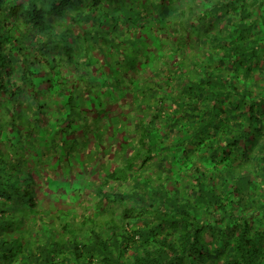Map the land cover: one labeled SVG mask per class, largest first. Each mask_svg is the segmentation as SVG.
<instances>
[{"label":"trees","instance_id":"1","mask_svg":"<svg viewBox=\"0 0 264 264\" xmlns=\"http://www.w3.org/2000/svg\"><path fill=\"white\" fill-rule=\"evenodd\" d=\"M0 264H264V0H0Z\"/></svg>","mask_w":264,"mask_h":264},{"label":"rangeland","instance_id":"2","mask_svg":"<svg viewBox=\"0 0 264 264\" xmlns=\"http://www.w3.org/2000/svg\"><path fill=\"white\" fill-rule=\"evenodd\" d=\"M125 85H127V84H123L121 82L118 84V82H115V84L112 86L113 87L112 90L114 91L113 92V95H114V99L115 100L109 101L108 104H110V105L118 108V107H121L122 106L121 104H123L122 99L124 101H128V99L126 97V94L127 93L125 95H123V93H122V92H124V89L126 88V87H124ZM128 86H129V84H128ZM108 90H106V92L104 94H100L99 96L100 97L101 96H104L105 97L106 95H108V92H107ZM109 91L111 92V90H109ZM91 93H92V95L94 94V92H91ZM119 99H121V100H119ZM93 101L96 103V107H98V108L101 107L100 110L102 112L106 111V109H108V110L110 109V108L106 107V103H104V102L101 105L99 101H96L95 99ZM92 107H93V104H91V103L89 105H87V106L84 107V110H85L86 113H83V115H85L89 119H86V118L83 119L78 125H80L81 127H83V126H85V125H87V124H89L91 122L93 129L97 130L98 128L95 127V126H98V125L101 124V119H98L97 118L98 115L96 114V112L92 111ZM100 110H98V112L101 114ZM109 121L110 122H113V118L112 119L109 118ZM103 123H105V124H103V129L106 128L105 131L107 133H110V132L114 131L113 130L114 129L113 126H111V127H108L107 126L108 125V122L107 121L104 120ZM68 131H69V129H68ZM71 146H72V149L71 150H81V151H83V149H84L83 147L84 146L87 147V145H83V144L81 145V143L79 141H77V140H75V143H73ZM71 146H70V148H71ZM88 147L91 148V146H88Z\"/></svg>","mask_w":264,"mask_h":264}]
</instances>
